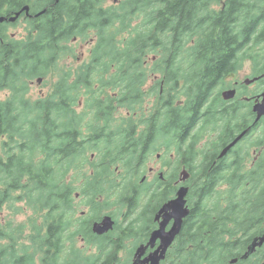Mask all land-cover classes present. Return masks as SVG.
<instances>
[{
  "label": "trees",
  "instance_id": "trees-1",
  "mask_svg": "<svg viewBox=\"0 0 264 264\" xmlns=\"http://www.w3.org/2000/svg\"><path fill=\"white\" fill-rule=\"evenodd\" d=\"M106 1L109 0H59L54 4L55 0H0V17H10L25 5L36 9L47 8L46 13L31 23L32 30L28 40L11 38L5 28L6 23H0V90L10 88L12 91L7 100L0 101V138L9 140L0 144V208L6 201L18 198L34 200L35 202L29 201L34 204L43 201V206L47 209L46 220L57 224V208L68 203L77 189L68 176L72 171L76 173L75 180L84 182L80 186L82 193L89 194L91 199L103 188L104 182L108 183L110 189L122 186V180L117 182L111 179L109 164L119 163L124 159L128 162L126 155L122 152L117 154L116 151L107 153L106 150L115 148L97 144L105 133L104 129H94L97 126L93 120L106 119L112 114L110 109L114 105L105 103L103 98L109 101L119 98L107 96L110 93L119 92L121 98L131 101L128 106L133 107L132 103L136 102L139 92L137 82H123V90L116 81L96 79L100 74L93 77L91 71L85 75L84 81L70 82L69 73L58 70L55 92L61 93L59 103H56L54 97L45 99L44 103L34 104L24 98L28 79L36 75L45 77L53 72L57 59L70 54V57L73 56V50L67 45L74 35L83 39L95 37L90 61L104 62L102 67L107 69L109 77H115L118 68L140 67L135 62L149 55L164 61L165 75L173 76L175 80L165 81L163 91L160 92L157 87L155 94L161 106L171 113L174 137L178 136L179 139V134L183 131L180 136L182 140L191 134L199 114L202 90L197 78L200 67L198 61L235 59L252 35L253 50L247 56L255 62L259 71L264 70L261 65L264 60V24L257 29L261 19H264V0H225L224 9L218 11L212 5L222 0H120L118 7L114 8L104 7L103 3ZM136 16L143 17L144 22L131 24ZM123 17L125 19L122 24ZM115 23L119 26H115ZM233 23L240 28L239 31L232 30ZM119 28L128 30L127 38H122ZM258 44L263 47L256 48ZM184 55L196 62L189 67L187 78L178 82ZM41 70L42 73L39 72ZM94 84H98V91L93 89ZM78 85H83L90 93L84 100L86 106L81 113L75 112L73 105L79 101L75 95H71L78 92ZM180 96L185 99L184 105L176 109L174 104ZM176 110L180 113L177 114ZM87 112L95 113V118L80 125ZM31 118L42 120V124L48 127L41 131L44 138H40L36 127L32 125L29 129L12 135L15 122L28 123ZM162 121L165 122L163 118ZM5 131L12 134L5 136ZM89 132L94 134L89 135ZM87 139L91 143L89 146L81 142ZM256 139L259 140L257 145L264 143V132ZM95 148L99 150L98 160L90 162V156L84 159L85 152ZM189 150L183 155L186 157L192 153L194 160L196 152ZM77 160H80L78 165ZM84 161L92 164V176L83 171ZM187 165L193 168L192 163ZM190 182L191 192H199V195L206 193V190H201V184L194 177ZM238 182L243 183L241 180ZM241 187L245 191L244 186ZM159 192L162 190L155 194ZM17 193L18 196L12 197V194ZM234 195L226 209L214 207L205 210L201 200L196 202L195 208L190 210L184 222L179 239L174 243L171 264H230L229 259L240 252L244 243L233 244L230 239L225 240V236L230 235L231 238L234 233L243 229L245 219L250 214L245 208L247 205L233 202ZM150 198L153 199L154 195ZM251 198L257 202L255 196ZM163 199L158 194L156 206ZM253 200L250 218L254 221L264 214V209L256 207ZM151 209L154 208L147 210ZM235 214L241 223L233 226ZM52 223L49 224L50 231L46 240L41 241V248H38L44 249V264L48 257L51 261L57 260L56 256L60 255L58 252L61 250V245L52 240ZM39 235L38 232L35 238H39ZM4 256L1 250L0 259ZM18 260L19 257L12 258L9 264H16ZM88 263L111 264V259L88 260Z\"/></svg>",
  "mask_w": 264,
  "mask_h": 264
},
{
  "label": "flooded vegetation",
  "instance_id": "flooded-vegetation-1",
  "mask_svg": "<svg viewBox=\"0 0 264 264\" xmlns=\"http://www.w3.org/2000/svg\"><path fill=\"white\" fill-rule=\"evenodd\" d=\"M112 3L113 5H117L119 1L115 2L112 0ZM224 3L225 0L220 1V8H218L217 11L224 9ZM54 4H56V2ZM31 7L33 6L29 5L30 10ZM30 10L28 15H24L23 18L28 19V21L32 23L46 13L47 8H41L33 12H30ZM43 10L44 13L38 15V13ZM227 20L226 18L225 21L227 22ZM260 23L261 24L257 27L258 30L264 24V19H261ZM233 26L232 30H240L235 23H233ZM78 39L79 37H76L75 40L71 41L72 43L67 46L73 50L72 47ZM94 42L95 37L88 39L86 44ZM191 44H193V41ZM260 46L263 47V45L258 44L256 48ZM186 47H188V44ZM252 50L253 36L251 35L248 43L242 46L237 58L216 60L201 59L197 62L200 66L197 78L202 90L201 103L196 124L191 134L184 140L180 138L183 131L180 132L179 139L178 136L174 137L171 113L162 106L160 109L155 108V99L158 101L159 105H161L160 100L155 94V89L158 87L160 92H162L165 81L173 82V80H175V77H167L165 75V70H163L164 61L157 60L156 57H147L135 62L136 64H140L138 68H118L115 77H109L107 69H104V66L102 67L104 62L96 63V61H83L81 59L72 61L73 59H71L66 61L68 64L63 65V69L59 67V70L69 73L70 82H74L75 80L84 81L85 75L91 71L93 77L100 74L96 79H101L102 81L111 79L116 81L123 90V82L125 81L133 80L138 83L136 86L139 90L138 98L136 102L132 104L134 105L141 102V107L133 112L134 114L132 117L129 113L130 110L126 109V114L124 116H117V113L112 111V114L107 116L106 119L101 118L93 120V123L97 126V128L94 129L97 131L104 129L103 132L105 133L103 139L99 140L97 144L99 146L110 145L112 148H115L110 151L106 150L105 152L107 153L114 151L118 152L117 154H120V152L125 153L128 162L124 159L119 163L109 164V168L113 170L110 176L111 179L117 182L122 180V186L118 185L110 189L108 183L104 182L102 187L105 189L101 191L102 188L96 192L97 195L95 198L91 199L88 194L90 200H87L86 205H88L89 209L90 206L92 207V210H89L90 212H93L94 209L98 211L104 210L103 207L100 209V204L103 203L101 202L99 204L101 198L113 192H117V196L120 194L122 197L126 188H130L127 194L130 197L129 200L123 201L129 208V213H126L125 216L128 217L136 209H140V212L145 209L146 212L151 213V219L149 216V219L142 220L141 212L137 217L121 225L113 215L103 214L95 216L89 213V216H85L84 213H86V211H82L76 221H71L78 227L75 229V226H72L68 234L70 240L67 239V236L64 234L66 228H64L63 225L65 211L68 212L69 209L73 208L72 199L75 192L87 196V194L82 193L80 189V186L84 184V182L75 180L76 173L72 171L71 173H74V175L68 174V176L73 180L71 182L77 189L73 192L72 199L63 207L61 204L56 210L58 223L51 226V231L53 233L52 240L54 243H59V245L63 244L64 248L68 250L69 257L75 256L77 253L73 251V248L75 246L76 235H79L83 243L96 246L94 248L98 250L91 254L85 252V256L88 257H84L83 260L81 259V264H89L88 260H106L107 258L111 259V264H132L134 262L136 249L140 245H145L149 240L151 232L158 228L159 221L154 220L155 214L164 202L175 197L178 187L184 184L188 187L186 205L189 210L195 208V204L198 200H201V204L205 210L213 209L214 207L226 209L228 202L234 194V203L238 202L240 205H247L245 208L250 211V214H248V217L245 219L244 228L234 233L231 238H229L230 235H226L225 240L230 239L233 244L244 243V246L239 250L240 252L233 256V258L237 259L233 264H264V242L262 245L257 246L255 251L246 259L242 258V255L247 251L249 245L255 240L259 242V238L264 237V214L259 215L258 219L254 221L250 218L251 209L253 208L251 203V200H253L251 198L252 196H255L257 201L255 202L253 200L255 206L264 209V143L257 145L259 140L256 139L264 132V116L254 122L256 114L253 111L254 105L261 100L260 95L264 93V70L259 71L255 62L247 56L251 54ZM188 52L190 51L188 50ZM183 53H185V51ZM195 62L194 59H188L187 55L182 59L181 78L177 80L178 82H182L187 78L189 67L195 64ZM261 65L264 66V60L261 62ZM153 66H155V68H152ZM112 71H114V69H112ZM145 72H149L150 74L143 75ZM37 83L41 85L38 81ZM157 83L159 84L157 85ZM150 86L152 89H150ZM78 88L85 87L83 85H78ZM53 89L54 91L49 89L47 92H43L39 89V98L34 102L29 99L30 103H44L45 99L50 97H54L56 103H59V96L61 93L55 92L56 85L53 86ZM93 89L98 91V84H94ZM149 89V96H153L152 98L146 97ZM89 94L90 93L86 91L83 97L87 98ZM142 95L147 99V104L144 107L148 108L145 113H139L143 106ZM107 96L119 98L113 101L103 98L105 103H111L118 108H124L126 104L131 102L129 99L121 98L119 92L110 93V95ZM182 97L183 96H180L176 99L177 101L174 104L176 109L184 105L183 102L185 99L183 100ZM8 98L0 101H5ZM84 104L86 105L85 101ZM31 112H33V110H31ZM54 112L55 110L52 111V113ZM162 118L165 122L162 121ZM79 124L82 125L84 123L81 120ZM30 126L27 129H29ZM45 127L44 125V128ZM243 131L245 132L240 140L228 149L224 155H220L222 150ZM194 132L197 134V145H195V139H190ZM90 134L94 133L89 132V135ZM81 142L85 145L91 144L88 139ZM115 145H118V147ZM185 145L186 147H184ZM174 146L178 154L176 161L172 159L174 156ZM187 150H195L196 156L194 160H197L196 163H194L192 153H189L186 157L183 155ZM91 151H97L99 154L97 148ZM106 157L108 159V156ZM98 158V155L96 157L95 153L93 156H90V162L97 161ZM90 162L87 164L89 168H87L86 171L88 175L92 176L94 170ZM188 163H192L193 168H190L187 165ZM183 170L189 172V177L185 183H178L180 174ZM193 177L197 180V183L201 184L199 185L201 186V190H206V193L202 192L199 195V192H191L190 181ZM127 178H130L127 182L135 180L138 182L128 187L129 183L125 180ZM258 179L261 180L260 184L257 183ZM240 180L243 181V183L238 182ZM104 184L107 185L104 186ZM241 185L244 186L245 191H243ZM123 187L124 191L121 192ZM158 190H162V192L155 194ZM158 194L163 196L164 199L156 206L155 199ZM152 195H154L153 199L150 198ZM76 196H78V194H76ZM194 196H197V198ZM120 201L122 200L120 199ZM148 207L154 209L149 211L147 210L149 209ZM74 210L76 209H73V211ZM104 216H110L112 218L114 222L113 227L104 233L98 234L93 231V223L100 222ZM241 216L242 215H240V217ZM186 220L187 218H185L184 222H186ZM172 222V220L168 221L166 230L171 228ZM184 222L183 225L185 224ZM232 223L233 226L241 223V221L237 219L236 214ZM183 225L175 242H177L182 233ZM256 226H261V228H257ZM47 229L48 236L50 225L47 226ZM47 236L45 238H47ZM42 238H44V235L40 233V241ZM239 239L242 241H239ZM158 244L159 241L155 243L154 248L148 247L141 259L154 250ZM129 245H132L131 252L126 253L124 248L128 249ZM172 247L173 245L168 248L165 258L160 261V264H171ZM78 254L82 256V252ZM123 256H127L125 262L122 261ZM64 264L76 263H72L71 258H69Z\"/></svg>",
  "mask_w": 264,
  "mask_h": 264
},
{
  "label": "rangeland",
  "instance_id": "rangeland-1",
  "mask_svg": "<svg viewBox=\"0 0 264 264\" xmlns=\"http://www.w3.org/2000/svg\"><path fill=\"white\" fill-rule=\"evenodd\" d=\"M37 6L39 7V4H37ZM104 7H118L113 5L112 0L107 1L106 3H103ZM212 7H214L215 9L220 8V4H213ZM23 8V6L21 7ZM21 8L17 11L19 12L21 10ZM40 9V8H39ZM39 9H35L33 7H31L30 12L33 11H37ZM29 13V12H28ZM15 13L13 12L12 15H14ZM25 15V11H22L20 13V15H18V18L15 20V22H10V23H6V30L7 33L10 34L9 36L13 39H20V40H28L31 34V30H32V26H31V22L28 21V19L23 18V16ZM122 16V15H121ZM125 16V15H123ZM140 18V19H139ZM125 19V17L122 18V24H123V20ZM144 22L143 17H137L136 19L132 20V23H136V24H142ZM121 24V25H122ZM115 26H119L118 23H115ZM120 30V28L118 29ZM121 31V35L122 38H127L128 36V30L125 31L124 29L120 30ZM91 34V33H90ZM75 36L72 38V40H70V43H72L71 41L75 40ZM94 37V36H93ZM88 42V39H83L81 37H79L78 41L73 45V56L70 57H60L59 59H57V66L53 67L52 70L53 72H49L45 77L42 75H36L34 76L32 79H28L27 83H28V89L25 93V99H31L32 102L37 101L38 94H39V89H41L43 92H47L49 89L53 90V86L56 85L55 82L57 80V74H58V70L59 67L61 69H63V65H67L68 63L66 61L73 59L72 61H76L77 59H81L83 61H89L90 60V56H91V51L92 48L95 46V42L94 43H89L86 44ZM148 57L151 58V55H149ZM73 63V62H72ZM152 68H155V66H153ZM44 70V69H43ZM39 71L40 73H42V71ZM149 72H145L143 75H149ZM44 77V79H43ZM41 78V85H39L37 83V80ZM78 92L75 93H71V95H75V97L77 98V101H79L78 104H74V110L75 112L81 113L82 111H84L85 108V104H84V100L86 98L83 97V95L85 94L86 90L85 88H78ZM150 89H152V87L150 86ZM150 89L147 91V98H152L153 96H149L150 93ZM11 89L10 88H5L0 90V100L6 99L8 97H10L11 95ZM70 94V93H69ZM31 95V96H30ZM143 98V106H142V110L139 111L140 112H147L146 109L148 107H144L147 104V99L144 98V96H141ZM155 108L156 109H160L161 105H159L158 101L155 99ZM103 105V104H102ZM141 107V102L140 103H136L134 104L133 107H129L128 104L125 105V107H121L118 108L116 106L112 107L110 109V111H113L114 113H117V116H124L126 114V109H129V113L130 116H133V112L137 111V108ZM115 111H114V110ZM117 110V112H116ZM34 112V111H33ZM176 113L179 114L180 112H178L176 110ZM95 118V113L88 114V112L85 114V120L83 119V123H86L87 121L91 120ZM31 121V122H30ZM42 120L39 119H35V118H31L29 119V122L26 123H19V122H15L14 123V130L11 131L13 132L10 133L8 131H5L4 134L7 132L6 135H14V132L20 133L22 130H26L30 125H32L33 127H36V133L40 135V138H44V136L40 133L41 130H45L44 128V124H42L41 122ZM58 119L56 120V123H58ZM29 125V126H28ZM12 127V123L10 124L9 128L11 129ZM43 127V128H42ZM257 137V136H254ZM200 138V136H199ZM253 138V137H252ZM190 139H195V145H197L198 140H197V134L196 132L192 133V137ZM9 142L8 139H4L3 137L0 138V144L3 142ZM158 147V146H157ZM156 147V149H157ZM186 147V145L184 146ZM197 151V149H196ZM96 153V157L98 155L97 151L92 152L91 150H87L84 154V159L88 158V156H93V154ZM173 161H176L178 154H177V150L176 147L174 146L173 148ZM95 157V155H94ZM163 160V159H162ZM197 160H194V163H196ZM106 162V160H105ZM80 163V160L76 161V165H78ZM75 164V163H74ZM83 166V171L85 172L87 170V168H89V166L87 165V161H84V163L82 164ZM175 165V162H174ZM195 165V164H194ZM196 166V165H195ZM80 167V166H77ZM76 167V168H77ZM113 171V170H112ZM87 172V171H86ZM69 175H74V173H70ZM76 177V176H75ZM77 178V177H76ZM126 182L128 180H130V178L125 179ZM136 182H138L137 180L132 181V182H127L128 187L132 186L133 184H136ZM261 180L258 179L257 183L260 184ZM178 183H183L182 181H178ZM107 184H104V186H106ZM184 185V184H183ZM27 190V188H25V191ZM121 190V189H120ZM130 190V188H126L125 192L123 193V196L121 197L120 194H118L117 196V192H113L109 195H105V199L104 197L100 199V202H103L102 204H100V209L103 207L104 210L98 211L96 209H94L93 212H90L89 210H92V207L90 206V209L88 207V205H86L87 200H90V197L87 196H83L77 192H75L73 194V199H72V204H73V208L69 209L68 212L65 211V215L63 218L64 221V228H66L64 230V234L67 236L66 238L70 240V238L68 237L69 232L72 228V226H75V229H77V225H74V223H72L71 221H76L77 217H79V215L81 214L82 211H86V213H84L85 216H89L90 214H94L95 216H100L103 214H109V215H113L114 218L121 224L124 225L125 223L129 222L132 218L137 217V215L139 213L142 212V220H147L149 219L148 217L150 216L151 219V213L150 212H146L145 209H143L140 212V209H136L135 211H133L128 217L125 216L126 213H129V208L128 206H126L124 204L123 201L125 200H129V196L128 191ZM124 191V187L122 188L121 192ZM76 194H78V196H76ZM19 194H12V197H16ZM23 196V194H22ZM103 196V195H102ZM104 199V201H103ZM120 199L122 201H120ZM35 202L34 200H28L26 198L19 200H8L6 201V203H4L1 208H0V251H3V254H5L4 257H2L0 259V264H9V260H11L12 258H18L19 260L18 262H16V264H44L43 263V257H44V249H38L41 248L40 247V242H44L46 240V236H47V226L49 224H51L52 222L49 220H46V213H47V209L45 206H43V201H38L37 204L34 203H30V202ZM214 201V200H212ZM142 203V202H141ZM216 206V204H215ZM73 209H76L73 211ZM149 213V214H148ZM106 217V216H104ZM103 217V218H104ZM141 220V221H142ZM142 223V222H141ZM55 224V223H52ZM70 224V225H69ZM94 224V223H93ZM41 233L42 235H44V238H42V240L40 241L39 238H35L37 233ZM2 235H6L5 237H2ZM14 239V243L11 244V242ZM96 246H92L91 244H87V243H83L81 241V238L79 235H76V239H75V246L73 248V251L76 252L77 254L74 256L69 257L68 256V250L67 248H64V245H61V250L58 252L60 253L57 260H53L51 261L50 258H47V262H45L46 264H64L68 261L69 258H71V262L72 263H76V264H81V261L83 260L84 257H88L85 256V252H88L89 254H91L92 252H96L98 251L97 248H94ZM131 248L132 245H129L128 249L124 248L125 252H131ZM175 249V247H172V250ZM82 252V256L79 255L78 253ZM21 257H24V259L22 260ZM82 259V260H81ZM125 259H127V256H123L122 261L125 262ZM231 259H234L233 257H231L229 259V261Z\"/></svg>",
  "mask_w": 264,
  "mask_h": 264
},
{
  "label": "water",
  "instance_id": "water-1",
  "mask_svg": "<svg viewBox=\"0 0 264 264\" xmlns=\"http://www.w3.org/2000/svg\"><path fill=\"white\" fill-rule=\"evenodd\" d=\"M22 11H25V15H28L29 12V6L25 5L19 12H15L14 15H11L10 17L1 16L0 17V23L4 21L8 22H15V20L18 18V15ZM44 13V10L39 12V14ZM41 78H39L37 81L41 82ZM261 100L258 101L254 107L253 111L256 114V119L254 122L259 120L262 116H264V93L260 95ZM245 131L240 133L238 136H236L221 152L220 155H224L228 149H230L232 146H234L240 138L243 136ZM189 177V172L187 170H183L180 174L179 181H182L183 183L187 180ZM188 192V187L185 185H181L176 193L175 197L166 201L162 204V206L159 208L157 213L155 214V221H159L158 228L153 230L150 234L149 240L145 245H140L135 252L134 256V262L132 264H160V261L165 258V254L168 250V248L172 245L174 242L176 236H178L181 228L184 218L187 217L189 210L186 206V194ZM161 218V220H160ZM172 220V225L169 230H166V226L168 224V221ZM113 220L110 216L104 217L100 222H95L93 224V231L101 234L104 233L113 227ZM259 242L256 240L248 246L247 251L242 255L243 259H246L248 256H250L256 249L257 246L262 245L264 242V237L259 238ZM159 241L158 246L152 250L146 257L141 259L142 255L146 251L148 247L154 248L155 243ZM237 259H231L230 263L236 262Z\"/></svg>",
  "mask_w": 264,
  "mask_h": 264
}]
</instances>
